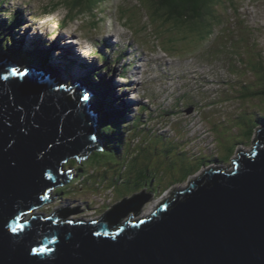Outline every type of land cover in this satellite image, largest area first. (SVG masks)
I'll return each instance as SVG.
<instances>
[{"label": "water", "instance_id": "95a60500", "mask_svg": "<svg viewBox=\"0 0 264 264\" xmlns=\"http://www.w3.org/2000/svg\"><path fill=\"white\" fill-rule=\"evenodd\" d=\"M7 74L0 68V264H264V131L256 155L238 160L236 173L207 175L174 195L167 211L157 209L115 238L93 233L106 231L98 222L55 225L84 213L81 207L44 221L41 213L11 233L25 223L23 212L66 182L62 163L94 149L97 126L88 111L96 105L93 74L74 76L69 91L43 83L52 74L37 66L24 78ZM97 107L111 111L107 102ZM143 194L152 201L145 190L134 196ZM120 202L109 211L117 213L113 225L129 211Z\"/></svg>", "mask_w": 264, "mask_h": 264}, {"label": "rangeland", "instance_id": "374dc122", "mask_svg": "<svg viewBox=\"0 0 264 264\" xmlns=\"http://www.w3.org/2000/svg\"><path fill=\"white\" fill-rule=\"evenodd\" d=\"M78 1L46 0V4L53 9H59L61 6L67 7L69 9L68 18L72 21L74 15L77 14L79 22L72 25L75 28L92 26V29L89 28V30L95 29L104 32L111 28L119 36V39L112 42V44L119 42V40L121 43H126L130 51L134 52L133 56L135 58L138 57L136 47H134L137 45L144 51L141 50L139 54L148 55L147 59L154 62V65H148L143 78L141 75L136 77L140 82L143 80V83L137 86L141 90L146 91L149 96L146 99L141 100L138 98V93H132L137 92V90L133 89L131 85L133 79L127 80L129 75L126 58L124 57L125 60L122 61L119 54H109L108 58L110 61L105 59L106 66H100V73L106 76L104 79L97 78V80H103V83L96 86V92H100L98 94L103 93L102 88L106 84L112 94L121 96L124 101L127 99L129 101L137 100L139 111L143 106L140 103L150 99L152 103L150 111L154 116L144 112L141 120L143 125H147L155 132L156 141H159L158 149L160 154L161 149L171 148L178 152L182 148V151L184 150L187 154V158L195 161L198 155H206L210 153V150L214 151V148L218 146H221L224 153L227 147H233L240 132V130L237 131L236 129H241L242 127L237 126L233 130L230 128L222 131L218 130V135H216L215 131L217 126L230 125L229 121H224L223 116L235 118L248 106L251 108V104L248 105L246 104L247 102L239 101L236 90L240 94L242 89H244V85H249L252 90H255V85L258 83L255 81L257 74L251 64L255 63L258 65L264 62V0H225L223 5L217 7L214 13L219 18L212 20L211 25L206 28L192 27L189 24L187 25V23L178 24L174 20L167 21L156 18L154 16L156 11L153 9V4H155L153 0H93V4L85 10H78V8L85 7L88 3L80 6ZM60 14V12H57V15ZM107 18L110 20L107 21ZM124 36H129L130 40L128 38L123 39L122 37ZM58 39L62 42L63 37H58L52 43L55 50L58 48L56 46L58 45L56 44ZM0 40L2 44L5 39L1 38ZM6 44L7 42L4 41V45ZM46 45L50 46L49 43H46ZM78 62L88 63L85 60ZM151 70L153 72H150ZM155 71H161L163 74L173 73L175 82L164 81L163 74L155 73ZM64 72L66 71L64 70ZM121 74L127 79H120ZM176 78H178V81H176ZM64 79L62 77L56 80L68 87V82ZM111 80L114 83L110 82ZM252 85L254 86L252 87ZM130 93L133 94L132 99H130ZM184 93L191 95V102H196L198 105L200 103L207 104L199 107L201 112L196 110L199 108H196L185 113L190 106L196 107V105H189L183 110L182 116L176 115V112L171 113V109L168 107L176 103V98H179ZM125 94L126 96H124ZM219 95L221 100H218ZM206 97H208L207 101ZM98 104L99 102H96V106ZM159 107L162 109L158 110ZM177 111H182V107H179ZM131 112L129 110V112L125 113L127 118L122 122V126L129 125V122L133 120L134 113L132 114ZM254 128H256V125H254ZM190 129L192 132H190ZM226 131L231 132L226 134L225 138H220ZM177 134L181 137L180 141L182 142L178 141ZM125 135H127V132ZM255 138V136L252 137L248 145L243 143L237 145L230 161L227 164H222L225 165L227 171L229 170L228 172L234 171L232 162L237 161L240 151L249 152L252 150ZM138 141L139 139H135L132 143L133 148L135 145H140V141ZM93 150L101 152V147L97 141ZM203 150L204 152H202ZM211 156L214 157L215 153ZM168 160L173 161L175 158L172 154L168 157L162 155V162L167 163ZM153 161H156V159H153ZM77 163L83 164L84 162L78 158ZM217 163L219 164L220 162ZM210 164L207 163L202 170L205 171V168ZM144 166L145 164L142 162L139 167ZM172 166L171 164L170 167ZM60 170H62V165ZM202 170L197 169L195 175L187 178L183 184H163L162 188L168 187L169 190L163 193L162 196L154 195L153 201L147 202V208L141 209L138 212L140 215H135L143 217L154 211L165 198L172 197L170 194L174 190L187 188L191 181L202 174ZM161 172L165 176L164 178L157 177L158 182L170 176L168 165H163ZM78 185L81 184L79 183ZM72 187V189L66 191L68 197L63 193L62 196H57L56 191L51 189L47 192L52 197L51 201L34 210L38 213L46 211L44 215L47 216L54 214L58 210H74L81 207L80 211H84V213L69 216L68 219L75 221L80 219V221L91 222L100 218L102 213L107 214L113 206L120 202H116L117 197L114 196L113 192H109L106 196L102 194L103 198L93 195L90 191H86L84 195L81 194L79 196L77 194L83 187ZM59 188L56 187L54 189ZM102 188L105 189V185ZM60 190L63 192L62 188ZM117 192H121L120 188H118ZM145 194L152 193L148 190L145 191ZM37 212L36 215H39ZM63 221L65 219L59 220L57 225L60 222L63 223Z\"/></svg>", "mask_w": 264, "mask_h": 264}, {"label": "trees", "instance_id": "16d2710c", "mask_svg": "<svg viewBox=\"0 0 264 264\" xmlns=\"http://www.w3.org/2000/svg\"><path fill=\"white\" fill-rule=\"evenodd\" d=\"M155 4H153V9H155L156 13H154V16L159 19L172 21L174 20L178 24L187 23L190 26H198V27H209L212 23V20H216V18H219L218 15H214L216 12V8L223 5L225 0H153ZM233 1V0H231ZM85 3H88L89 6L90 3H93V0H79L78 4L80 6H84ZM237 9V8H236ZM208 25H207V23ZM263 59V57H262ZM38 58H34L33 63L37 62ZM32 63V62H30ZM251 67L254 68V72L257 74V77L255 78V81L258 82L255 90H252L249 85H244V89L238 94L236 90V94L238 95L239 101L247 102L246 104H251V108H245V110L241 113L240 121L242 124V131L243 133L241 136L237 138L235 141L233 147H228L225 149V153L221 149L220 146L217 147L218 154L216 158L211 159L210 156H200L195 161L193 160H186L184 159V162L181 160L177 161L176 165H173L170 167V163H164L160 160V165H168L172 170H175L180 176L181 181H186L187 178L193 176L196 173L197 169H203V167L207 163H223L227 164L233 153L234 149L237 147V145L245 144L248 145L250 143V140L255 135V128L253 124V120H250L248 118L247 109L251 110L252 119H254L257 123V121L264 125V62L259 63L258 65L253 63L251 64ZM254 85H252L253 87ZM240 87V86H238ZM252 102V103H251ZM255 102V104H254ZM259 102V103H257ZM97 108V107H96ZM262 108V109H258ZM257 109L259 113H257ZM101 113H103L101 111ZM104 118V119H103ZM101 120L103 123H107V117L102 115ZM237 124V123H236ZM239 126V124L236 125V127ZM226 127H224L225 129ZM100 131V140L103 142L104 145V151L97 152L95 151L92 154L91 159L88 162H84L83 164H76L75 161H70L67 163L63 168H75L77 169V175L74 179V181L77 179H81L82 177L84 179L83 185L85 188L89 190H95L97 187L105 185V188L109 192H116L119 187V183L121 181V176H123V166H126L129 171L132 169H135L139 161L140 155H143L146 151H149L150 149H144L142 148L140 152H138V156H135L132 161H130L127 157H123L124 163H120V159H116L115 155L120 157V154L122 151L125 150V147H122L123 140L116 139L113 136L112 132L110 133L107 129H99ZM256 137V136H255ZM249 142V143H248ZM121 143V144H120ZM254 147L257 146L256 139H254ZM120 153H119V148ZM128 150V149H127ZM144 151V152H143ZM143 152V153H142ZM148 157H157L159 159L162 158V156L158 155L155 150H152L151 153L148 154ZM123 164V165H122ZM86 170H90L87 171ZM149 174L153 173L148 170ZM128 174V173H127ZM145 172H139L136 175V178L134 180H131L130 177H127V180L129 182H132V184L138 185V187H142V185H147V189L152 188L151 185V179H153V175H149ZM130 176V175H129ZM157 178V175H156ZM73 181V182H74ZM137 183V184H136ZM91 185V187H90ZM130 186V184H127L124 187H128L129 191H136L137 186ZM61 188L58 189V194H64L65 196L68 195V193H65V191L61 192ZM153 189V188H152ZM150 189V191L152 190ZM88 191V190H85ZM84 193V192H83ZM120 194V192H118ZM128 192H125L127 195ZM121 195V194H120ZM122 196V195H121ZM131 216V215H129Z\"/></svg>", "mask_w": 264, "mask_h": 264}, {"label": "clouds", "instance_id": "9594fccd", "mask_svg": "<svg viewBox=\"0 0 264 264\" xmlns=\"http://www.w3.org/2000/svg\"><path fill=\"white\" fill-rule=\"evenodd\" d=\"M17 9L23 13L26 19L23 25L24 30H30L31 36L38 35L47 43H53L62 36V44H71L76 53L89 63L99 56L98 48L105 38L111 37L113 42L119 39L111 28L104 32L73 27L74 21L68 18L69 9L64 6L53 9L46 4V0H10L9 10L6 13H0V19L11 24L15 19ZM57 12L61 14L57 15ZM46 17L55 18L48 20ZM132 98L133 94L130 95V99Z\"/></svg>", "mask_w": 264, "mask_h": 264}, {"label": "bare ground", "instance_id": "6f19581e", "mask_svg": "<svg viewBox=\"0 0 264 264\" xmlns=\"http://www.w3.org/2000/svg\"><path fill=\"white\" fill-rule=\"evenodd\" d=\"M46 19H48V20H51L50 19V17H46ZM242 20V19H241ZM242 22H243V20H242ZM63 40V39H62ZM4 41H6V40H4ZM4 41H3V43H2V45H4ZM7 42V41H6ZM112 42H113V40L111 39V38H109L108 40H106V41H103V44H105V45H111L112 44ZM7 44H8V42H7ZM6 44V45H7ZM56 44H58V45H56L58 48L56 49V50H59V51H62V52H65L67 55H69V56H72L73 55V51H72V49L69 47V46H67L66 44H62V42H60V40L58 39V41H57V43ZM63 49H65L66 51H63ZM51 55V54H50ZM52 56V55H51ZM124 60H125V58H124ZM88 67H89V65H87ZM98 70H100L99 68H98ZM98 78V77H97ZM111 85V84H110ZM114 88V87H113ZM197 110V109H196ZM229 171V170H228ZM46 176H47V174H46ZM59 188V187H58ZM61 188V187H60ZM58 211H60V210H58ZM58 211H56L55 213H57ZM161 212H163V211H161ZM54 213V214H55ZM54 214H52V215H54ZM33 214H30L29 215V217L27 218H25V220H29L30 219V217L32 216ZM145 216V215H144ZM156 217V215L155 216H152V218H155ZM67 222H72L73 223V225H76V224H78V223H83V224H92V223H95V222H97V220L96 221H91V222H84V221H80V219L79 220H77V221H75V220H69L68 219V217L67 218H65V221H63V223L62 224H64V223H67ZM122 230V229H121ZM107 237H112V236H110V235H107Z\"/></svg>", "mask_w": 264, "mask_h": 264}, {"label": "snow or ice", "instance_id": "6c2138e0", "mask_svg": "<svg viewBox=\"0 0 264 264\" xmlns=\"http://www.w3.org/2000/svg\"><path fill=\"white\" fill-rule=\"evenodd\" d=\"M13 75H18V76H25L26 74L22 71H20L19 69H13ZM143 223V221L141 222Z\"/></svg>", "mask_w": 264, "mask_h": 264}]
</instances>
